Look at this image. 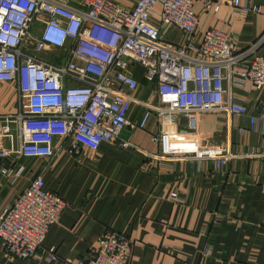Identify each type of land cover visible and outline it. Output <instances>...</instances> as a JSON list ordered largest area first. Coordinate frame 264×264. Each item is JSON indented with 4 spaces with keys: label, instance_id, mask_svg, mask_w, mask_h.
<instances>
[{
    "label": "built area",
    "instance_id": "built-area-1",
    "mask_svg": "<svg viewBox=\"0 0 264 264\" xmlns=\"http://www.w3.org/2000/svg\"><path fill=\"white\" fill-rule=\"evenodd\" d=\"M197 1L136 0L129 11L118 0H0V84L15 92L17 109L0 115V160H51L68 142L71 152L96 151L102 143L139 149L122 134L146 127L153 115L185 118L188 133H195L203 116L225 113L232 129L230 118L244 112L234 92L264 90V56L257 55L264 38L240 50L235 30L213 29L196 44ZM201 1L206 12H218L222 6L235 14L262 12L255 0ZM157 19L184 32L181 47L162 40ZM137 65L155 84L156 101L135 96L140 83L131 68ZM133 106L143 113L138 123L129 119ZM258 126L252 118V130ZM163 131L153 137L156 144L179 140L168 137L166 142ZM184 133L176 131L179 137ZM168 150L166 156L144 153L156 162L208 160L217 169L234 158L213 144ZM24 169L12 176V183L17 184ZM2 172L13 174L9 167ZM30 183L0 215L3 250L19 261L36 258L44 250L50 229L69 206L45 190L42 175ZM134 245L125 234L106 230L98 249L79 264H132ZM212 250L213 244H208L203 255ZM57 259L53 248L46 260Z\"/></svg>",
    "mask_w": 264,
    "mask_h": 264
},
{
    "label": "crops",
    "instance_id": "crops-1",
    "mask_svg": "<svg viewBox=\"0 0 264 264\" xmlns=\"http://www.w3.org/2000/svg\"><path fill=\"white\" fill-rule=\"evenodd\" d=\"M133 10L136 0H118ZM261 14H235L228 6L218 12H206L197 1L200 26L194 42L213 29H233L240 50H246L264 38V0H255ZM157 10H161L158 7ZM156 22V20H155ZM161 38L181 47L185 34L172 25L161 24ZM264 56V42L257 53ZM140 86L134 93L144 101H156V87L145 79L144 68H131ZM236 102L244 112L233 115L231 127L225 113L201 118L198 130L188 133L185 118L174 120L153 115L144 128L125 129L124 140L136 148H120L102 143L100 149L71 152L70 143L51 160L48 158L0 160V215L38 175L45 190L54 192L68 203L60 221L53 225L43 251L33 259L16 260L3 250L0 264H79L98 249L106 230L121 232L134 239L132 264H264V90H236ZM16 94L0 84V115L16 112ZM131 122L141 120L142 110L133 106ZM256 118L259 128L252 130ZM164 131H163V129ZM245 130L239 133V129ZM184 133L179 137L176 131ZM164 133L166 142L156 144L155 134ZM187 138V139H186ZM208 144L229 151L233 160L220 168L212 161L167 160L156 162L144 153L166 156L169 149L195 150ZM15 164V165H14ZM4 167L13 174H3ZM20 167L24 172L12 183ZM173 194L179 201L173 200ZM208 244L212 253L204 256ZM58 259L47 262L52 249Z\"/></svg>",
    "mask_w": 264,
    "mask_h": 264
},
{
    "label": "rangeland",
    "instance_id": "rangeland-1",
    "mask_svg": "<svg viewBox=\"0 0 264 264\" xmlns=\"http://www.w3.org/2000/svg\"><path fill=\"white\" fill-rule=\"evenodd\" d=\"M187 139V138H186Z\"/></svg>",
    "mask_w": 264,
    "mask_h": 264
}]
</instances>
